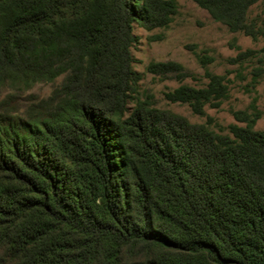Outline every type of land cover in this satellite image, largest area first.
Segmentation results:
<instances>
[{"label":"trees","instance_id":"obj_1","mask_svg":"<svg viewBox=\"0 0 264 264\" xmlns=\"http://www.w3.org/2000/svg\"><path fill=\"white\" fill-rule=\"evenodd\" d=\"M193 1L264 36L249 19L264 0ZM178 12L177 0H0V264H264L259 117L234 112L244 125L228 133L192 123L158 108L133 67L134 24L166 29ZM146 72L193 76L174 61ZM207 78L166 99L204 116L229 94Z\"/></svg>","mask_w":264,"mask_h":264},{"label":"rangeland","instance_id":"obj_2","mask_svg":"<svg viewBox=\"0 0 264 264\" xmlns=\"http://www.w3.org/2000/svg\"><path fill=\"white\" fill-rule=\"evenodd\" d=\"M177 2L179 12L168 28L147 31L134 24L133 67L143 74L141 89L154 97L158 108L184 116L192 123H209L218 132L228 133L231 124L244 125L235 119L236 111L258 116L255 129L264 131V57L258 52L264 47V36L255 40L244 33L231 32L193 0ZM249 19L264 27V2L250 9ZM249 50L254 53L241 56ZM169 61L182 64L193 76L177 82L146 72L151 62ZM208 72L224 76L229 88L228 98L219 108L207 106L206 114L198 116L189 106L166 99V93L181 85L205 87ZM60 82L61 79L55 84H39L31 93L46 98ZM129 109L132 112L134 104Z\"/></svg>","mask_w":264,"mask_h":264}]
</instances>
